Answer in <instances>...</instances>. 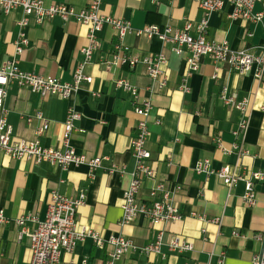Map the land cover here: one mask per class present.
Returning a JSON list of instances; mask_svg holds the SVG:
<instances>
[{
  "label": "crops",
  "instance_id": "1",
  "mask_svg": "<svg viewBox=\"0 0 264 264\" xmlns=\"http://www.w3.org/2000/svg\"><path fill=\"white\" fill-rule=\"evenodd\" d=\"M90 1L45 0L47 5L65 4L76 11L86 8ZM260 9L256 4L254 10ZM100 10L105 15L130 21L135 29L153 24L182 29L187 21L196 26L204 16V9L196 0H104ZM230 10V5H226L211 13L207 37L218 42L227 40L233 49L261 54L264 16L256 22L233 20ZM22 16L21 8L8 14L0 9V62L14 55L18 20ZM27 32L30 44L20 57L21 67L64 82L72 81L84 57L81 50L88 42V26L74 20L64 21L60 16L42 23L32 17ZM192 33L197 34L195 29ZM99 38L102 48L97 59L85 67V73L93 81L82 83L68 99L41 97L17 83L8 88L4 106L14 140L39 139L43 146L64 149V121L68 109L74 108L81 118L74 123L70 144L78 154H85L86 161L101 157L102 164L90 177L87 162L62 168L49 162L15 159L0 152V207L9 218L8 223L0 225V264L30 263L31 240L26 235L19 238L17 219L34 214L43 220L54 191L68 197L85 193V201L76 214L78 230L91 229L104 239L122 234L137 247L151 243L163 230L162 251L166 257L137 250L126 253L117 264H219L221 253L224 264H253L260 249L256 234L264 229V181L256 183L257 202L248 207L242 200L244 184L239 183L230 191L216 171L227 165L231 171L246 176L253 170L264 172V83L250 73H238L226 62L218 64L216 70L213 60L205 57L189 79L190 91L183 92L179 88L186 71L183 56L156 38L127 34L123 42L135 55L161 51L167 54L168 82L161 87L153 83L143 62L134 67L106 63L118 42L113 27L106 25ZM120 78L138 88L139 100L150 98L153 103L147 148L155 177L144 180L139 198L148 199L157 182L180 185L181 189L173 196L183 213L180 220L153 224L138 216L129 224L120 223L124 191L135 168L131 141L137 134L139 120L135 98L115 84ZM223 86L238 100H247L249 126L243 142L247 153L242 155L233 147V130L241 114L221 99ZM38 111L50 120V128L41 137L36 134L41 125L36 118ZM29 116L31 121L27 120ZM205 160L209 161V172H198L196 164ZM113 165L123 172H110ZM193 212L202 218L193 216ZM218 218L220 223L216 221ZM27 226L33 229L36 223L31 221ZM174 235L191 241L193 249L184 253L170 251L166 243ZM111 250L110 243L99 246L88 237L79 241L72 252L63 253L62 259L75 264H104Z\"/></svg>",
  "mask_w": 264,
  "mask_h": 264
},
{
  "label": "built area",
  "instance_id": "2",
  "mask_svg": "<svg viewBox=\"0 0 264 264\" xmlns=\"http://www.w3.org/2000/svg\"><path fill=\"white\" fill-rule=\"evenodd\" d=\"M204 9V16L194 26L187 21L182 29H176L172 25H147L141 29L132 27L131 22L125 19L105 15L101 12V5L104 0H91L88 6L81 11L65 4L47 5L45 0H0V9L8 14L12 10L21 8L23 16L18 20L19 32L15 40V51L11 59L0 62V152L12 158H26L35 163L49 162L52 165L65 168L70 164L86 163L89 166V176L94 175V170L102 164L101 157H95L86 161L85 154H78L70 144V135L74 129V123L81 118V114L74 108H69L64 121L63 144L64 149L47 147L35 141L14 140L13 128L8 123V110L4 106V100L8 95L10 84L17 83L20 86H28L32 92L40 94L41 97L60 96L68 99L74 92H77L82 83L93 81V77L85 73L87 64L96 61L99 51L102 48V41L99 32L106 25L116 30L118 42L111 53V59L106 63L115 65L127 64L134 67L143 62L147 66L148 73L154 84L161 87L168 82V57L164 51L157 54L144 56L135 55L123 42L125 36L134 33L138 36L145 35L149 39H158L163 46L171 45V50L179 56H183L186 62V71L182 75L179 88L183 92L190 91L189 79L191 75L200 68L202 60L209 57L213 60L218 69V64L226 62L240 74L250 73L260 83H264V49L261 54L249 52L246 49H233L227 40L218 42L207 37L209 17L212 12L223 9L230 5L229 16L233 20L248 19L261 21L264 16V0H196ZM256 4L261 6L255 11ZM60 16L64 21L74 20L88 26L87 44L82 48L83 60L79 62L73 73V80L64 82L52 76H45L36 72L24 70L21 67L20 57L26 46L30 44L27 29L30 19L33 17L37 23L46 19ZM195 29L196 35L192 32ZM253 35V33H249ZM217 72L213 75L216 78ZM118 87L129 91L135 98V111L139 116L137 134L131 141L132 154L135 158V168L132 172L131 181L123 195V214L121 224H129L138 216H144L153 224H161L170 221H177L183 218V213L175 204L173 196L181 189L180 185H168L166 182H157L150 189L148 199H140L139 193L146 178H154L155 170L151 164V152L147 148V141L150 136L149 118L153 109L150 98H139L138 88L130 81L120 78L115 81ZM98 96L99 93H94ZM221 99L224 103L240 112L241 116L233 130L235 136L234 149L239 155L247 153L243 147L244 134L249 126L247 115V100H238L235 95L228 92V88L221 89ZM36 118L40 119L41 125L37 128L38 137L45 135L50 128V120L43 112L38 111ZM28 121L32 117L27 118ZM208 160L199 161L195 168L198 172H209ZM110 172L120 171L117 166H111ZM231 191L239 183L244 184L242 200L248 207H253L257 202L256 183L264 181V172L261 170L251 171L249 176L245 173L231 171L229 166H222L216 171ZM85 193L78 197H68L58 191L52 193L46 217L40 220L34 214H27L19 219V238L28 236L31 240L32 258L29 264H75L73 261H64L62 255L65 252H72L79 241L92 238L99 245L104 246L106 242L113 245L104 264H117L126 253L139 251L142 253H156L166 257L162 251L164 244L163 230L159 231L156 239L151 243L137 247L133 241L125 235H112L104 239L91 229H77L76 214L78 207L84 203ZM193 216H199L195 212ZM201 217V216H199ZM202 218V217H201ZM206 219L205 217H203ZM35 222L36 226L29 229L28 222ZM220 223V219H216ZM9 218L5 215L4 209L0 207V225L8 223ZM260 242V249L253 259V264H264V229L256 234ZM167 246L172 252L184 253L193 249V243L179 235L172 236L167 241ZM84 262L86 260L84 259ZM219 264H224V253H221Z\"/></svg>",
  "mask_w": 264,
  "mask_h": 264
}]
</instances>
